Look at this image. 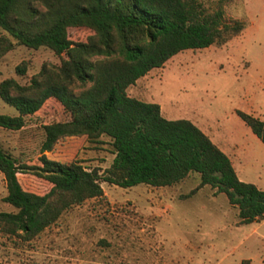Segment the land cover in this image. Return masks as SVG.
Listing matches in <instances>:
<instances>
[{
    "label": "trees",
    "instance_id": "trees-1",
    "mask_svg": "<svg viewBox=\"0 0 264 264\" xmlns=\"http://www.w3.org/2000/svg\"><path fill=\"white\" fill-rule=\"evenodd\" d=\"M225 1L0 0V57L16 43L44 45L60 56L58 64L43 63L27 83L0 80V97L17 110L0 112V126L22 129L50 96L68 114L39 123V162H27L0 144L3 200L13 207L0 210V231L31 239L73 205L103 196L95 168L47 155L59 138L71 135H85L93 143L108 138L113 157L104 179L110 182L170 185L196 171L198 186L208 183L226 193L238 207L240 222L264 218V189L240 179L229 156L205 131L189 118L165 117L158 102L127 90L178 51L221 44L237 34L244 23L224 19ZM69 26L91 32L75 41ZM17 71L23 73L25 66ZM235 112L264 142V118L239 108ZM18 172L51 185L45 192L26 189Z\"/></svg>",
    "mask_w": 264,
    "mask_h": 264
},
{
    "label": "rangeland",
    "instance_id": "rangeland-1",
    "mask_svg": "<svg viewBox=\"0 0 264 264\" xmlns=\"http://www.w3.org/2000/svg\"><path fill=\"white\" fill-rule=\"evenodd\" d=\"M223 10L225 20L243 21L244 27L237 34L221 44L178 51L127 90L140 99L158 102L167 118L196 120L210 135L215 128L234 135L242 165L251 164L252 156L264 154V142L235 109L264 117V0H226ZM90 32L86 26L68 27L69 37L75 41L85 39ZM59 61L60 56L47 46L33 48L16 43L0 57V80L14 77L27 83L43 63ZM18 65L25 66L23 73L17 71ZM0 112L14 114L17 110L0 97ZM67 116L59 100L50 96L27 117L22 129L0 126V144L27 162H39V123ZM107 140L102 136V142L93 143L85 135L64 136L46 152L52 158L76 159L88 169L95 168L104 194L63 211L54 223L31 239L0 231L1 261L201 264L202 250L208 244L229 246L244 237V228H219L224 214L227 223L232 217L239 219L238 207L216 187L208 183L198 186L196 171L174 184L160 186L137 183L124 187L104 179L113 157ZM234 164L240 170L236 159ZM253 164L256 165L255 160ZM17 175L24 188L36 192H45L51 185L31 173ZM5 193L6 183L0 171V210L13 208L3 200ZM188 240L198 248L187 249Z\"/></svg>",
    "mask_w": 264,
    "mask_h": 264
},
{
    "label": "crops",
    "instance_id": "crops-1",
    "mask_svg": "<svg viewBox=\"0 0 264 264\" xmlns=\"http://www.w3.org/2000/svg\"><path fill=\"white\" fill-rule=\"evenodd\" d=\"M256 116L264 118L260 115ZM194 123L197 124L199 122L195 120ZM197 125L229 156L240 179L253 182L257 187L264 189V154L260 157L258 155H256L258 157L252 156L251 164L245 163L242 165L239 144L234 135L222 133L216 128L215 133L210 135L201 123ZM234 159L237 160L240 170H237ZM254 160L256 161V165L253 164ZM238 171L242 173L244 177L240 176ZM232 218L233 219L227 223L224 214V219L222 223L219 224V228L228 227L230 230L244 228V237L238 240V242L234 241L233 244L229 246L215 245L214 243L208 244L207 247L202 250L204 254L201 264H264V218H255L248 222H240L236 216ZM245 225H248V227H245ZM249 238H251L250 241L248 240ZM186 248L197 249L198 246H195L188 240Z\"/></svg>",
    "mask_w": 264,
    "mask_h": 264
}]
</instances>
